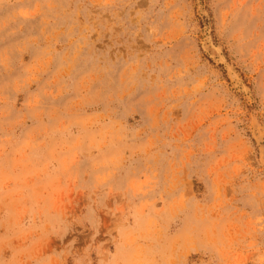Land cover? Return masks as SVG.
<instances>
[{
    "label": "rangeland",
    "instance_id": "1",
    "mask_svg": "<svg viewBox=\"0 0 264 264\" xmlns=\"http://www.w3.org/2000/svg\"><path fill=\"white\" fill-rule=\"evenodd\" d=\"M0 264H264V0H0Z\"/></svg>",
    "mask_w": 264,
    "mask_h": 264
},
{
    "label": "bare ground",
    "instance_id": "2",
    "mask_svg": "<svg viewBox=\"0 0 264 264\" xmlns=\"http://www.w3.org/2000/svg\"><path fill=\"white\" fill-rule=\"evenodd\" d=\"M210 50V49H209Z\"/></svg>",
    "mask_w": 264,
    "mask_h": 264
}]
</instances>
